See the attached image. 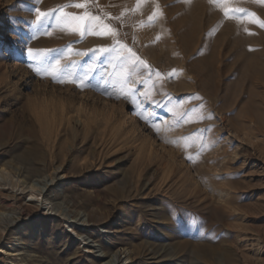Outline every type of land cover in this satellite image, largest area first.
I'll use <instances>...</instances> for the list:
<instances>
[{"label": "rangeland", "instance_id": "374dc122", "mask_svg": "<svg viewBox=\"0 0 264 264\" xmlns=\"http://www.w3.org/2000/svg\"><path fill=\"white\" fill-rule=\"evenodd\" d=\"M77 2L0 0V264H264V0Z\"/></svg>", "mask_w": 264, "mask_h": 264}, {"label": "snow or ice", "instance_id": "6c2138e0", "mask_svg": "<svg viewBox=\"0 0 264 264\" xmlns=\"http://www.w3.org/2000/svg\"><path fill=\"white\" fill-rule=\"evenodd\" d=\"M88 0H84V2H77L72 5H65L64 7H76V8H86ZM233 0H209V3L216 5L217 7L226 6L228 4H231ZM223 12L226 18H236L243 20L244 15L246 14L249 17H254V13H249L245 9L241 8H233L231 11L228 10L227 7H223ZM240 15H237V14ZM61 14H63V19L61 18ZM39 17H43V20H40V23H43L45 20L51 21L53 18H55L56 24L58 26H63L71 31L79 33L81 36H85L87 34H98V35H116L115 29L110 24H102L100 22V16L99 15H89L86 11L83 14H71V13H65L63 11V8L58 9L56 12H49V13H39ZM38 17V19H39ZM149 20H152V17H149ZM255 23H259L261 27H264V21H260L258 18L251 21ZM93 26H95V31H93ZM102 52H108L109 49H100ZM29 54H32V50L29 49ZM42 59V58H41ZM57 64L59 61L56 62ZM173 73L176 72V70H172ZM86 79L82 78V80ZM121 79L124 81V83H127V78L122 76ZM75 82V81H71ZM195 111V110H193ZM202 118V117H201ZM189 160L192 159V156L187 157Z\"/></svg>", "mask_w": 264, "mask_h": 264}, {"label": "bare ground", "instance_id": "6f19581e", "mask_svg": "<svg viewBox=\"0 0 264 264\" xmlns=\"http://www.w3.org/2000/svg\"><path fill=\"white\" fill-rule=\"evenodd\" d=\"M175 45L176 43L173 42ZM162 52L166 54L167 50L165 46H162ZM170 54H171V49H170ZM185 61L183 60L182 64L180 63V65H185ZM173 62H171V67H173ZM185 68V67H184ZM33 112V114L37 117V122L39 123V125L42 127L43 131L45 129V126H43V122H45L44 120L47 119V117L51 118L52 124L50 125L51 128H47V131L43 134L44 135V139L46 141H48L50 144V147L55 148V144H56V140L59 138V136L61 134H63L60 129V127H58L57 125L54 126V124L58 121L55 122L56 116H58V110L54 107H52L51 105L49 106H45V103H41V102H37L34 103V106L31 110ZM66 112V111H65ZM63 111V113H65ZM60 118V116H58ZM44 119V120H43ZM65 119V118H64ZM63 119V120H64ZM82 121V120H81ZM50 122V121H49ZM55 122V123H53ZM62 122V120H61ZM60 122V123H61ZM47 123V122H46ZM45 123V124H46ZM64 123V122H63ZM48 125V124H47ZM62 127V124L59 125ZM65 126V125H64ZM48 127V126H47ZM66 129V128H65ZM69 132V131H67ZM67 135V134H66ZM84 148V147H83ZM37 149V148H36ZM55 150V149H54ZM55 153V152H54ZM24 157V156H23ZM51 157H53V153L51 151ZM57 159V158H56ZM53 160V159H52ZM56 170H61V167H57ZM35 170H32L30 172V175H32L33 173H35ZM53 182V181H52ZM46 187H48V185H46ZM10 208V209H19L20 210V214L23 218H29V219H33L34 217H38L41 221L40 222H46V218L44 217L43 214H41L40 212V208L36 205H25L21 202L20 198L18 196H4L2 198H0V208ZM15 220L12 219L9 221V223L11 224H15ZM3 225L4 222L2 221V219L0 220V231L3 230Z\"/></svg>", "mask_w": 264, "mask_h": 264}]
</instances>
